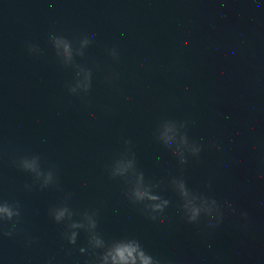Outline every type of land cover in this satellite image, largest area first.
<instances>
[{"label":"water","instance_id":"1","mask_svg":"<svg viewBox=\"0 0 264 264\" xmlns=\"http://www.w3.org/2000/svg\"><path fill=\"white\" fill-rule=\"evenodd\" d=\"M6 204L0 264H264V0H0Z\"/></svg>","mask_w":264,"mask_h":264},{"label":"clouds","instance_id":"2","mask_svg":"<svg viewBox=\"0 0 264 264\" xmlns=\"http://www.w3.org/2000/svg\"><path fill=\"white\" fill-rule=\"evenodd\" d=\"M198 152H199V148L196 147L195 151H193V154H196ZM173 154L178 156V150H175ZM182 156L183 155L179 156L181 157V162H183ZM120 175H123V173H120ZM140 179L141 180L143 179L142 174H140ZM184 187H185L184 183L181 182L179 188L182 192L184 190ZM131 196L136 201L147 200L151 202L150 207L153 212H161L168 205L167 200H161L160 196L153 194L151 190L141 191L139 189H134L131 193ZM215 203L216 202L214 200L211 202L212 205H215ZM183 207L185 211L188 213L189 222H196L202 212L208 216H211L214 212L213 207H196V206L189 207L188 204L186 203H184ZM228 207L230 208L231 205H229ZM0 213H3L4 218L8 220H11L14 216L19 214L7 204L4 208H0ZM242 215L244 217H247V213H242ZM63 216H64L63 211L58 212L55 215L56 221L59 222ZM72 227H78V225L73 224ZM93 227H95L94 223H93ZM5 235H11V233L6 232ZM68 239L70 243L75 244L76 233L73 232L71 236L68 237ZM80 251L84 252V249L81 248ZM109 257L111 258L112 264H137V260L140 261V264H153V261H155L151 255L145 253V251L141 248L139 242L135 240H131L127 243L122 242L118 244L115 248L112 249V251L108 252V255L105 257V260H107Z\"/></svg>","mask_w":264,"mask_h":264}]
</instances>
